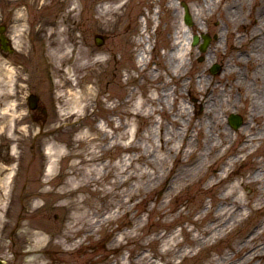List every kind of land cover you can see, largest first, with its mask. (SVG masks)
Here are the masks:
<instances>
[{
	"label": "rangeland",
	"instance_id": "rangeland-1",
	"mask_svg": "<svg viewBox=\"0 0 264 264\" xmlns=\"http://www.w3.org/2000/svg\"><path fill=\"white\" fill-rule=\"evenodd\" d=\"M174 1L0 0V21L3 18L13 23V37L18 41L15 53L6 60L0 59V199H4L3 204L0 202V259L5 264H238L241 255L247 252L255 256L256 264L264 262V226L259 225L264 222V211L244 209L243 214L249 215L247 219L236 221L228 229L221 228V236L209 245L194 247L190 239L197 232L193 231L190 238L180 233L181 227L185 226L187 231L192 227L189 223L192 216L186 214L183 206L194 209L200 197L208 201L212 194L220 196L222 190L199 193L195 182L171 200L162 198L168 170L154 161L163 154L157 148L159 132L166 134L169 146L175 145V136L181 134L171 124L176 107L171 93L176 89L181 90L183 107L191 106L188 109L191 116L196 112V120L201 124L205 119L203 99L209 92L218 96L222 109L227 110L219 118L222 127L227 128V135H231L229 140L235 141V145L247 140L245 135L237 138L236 134L249 122L254 109L250 98L254 97L249 87L248 100L241 101L243 89L236 88L234 82L249 81L251 85L253 63L244 55L250 54L251 42L242 39L232 49L234 38L227 48H211L213 63L221 64L223 71L214 76L209 75L208 64L197 61L195 48L186 51L184 60L172 57L173 66L175 61L184 62L183 70L178 64L167 65L164 55L175 37L177 42H187L182 2L196 15L195 31L202 29L197 26L199 17L210 15L207 12L211 5L213 15L207 17L208 24L217 26L214 33H221L226 18L236 10L246 25L249 12L253 14L259 8V0H255V9L245 0H215L213 5L209 0H176L177 5ZM12 12L19 13L12 18ZM234 19L232 24L228 23V32L237 31L242 37L245 31ZM53 31L58 34L53 36ZM139 38L148 40L143 68L136 62L142 48L137 42ZM53 40L63 41L67 57L56 61L49 58ZM97 61L100 65H93ZM31 92L39 95L47 112L36 124L31 122L26 106V96ZM72 93L88 96L81 116L69 110ZM138 97L149 101L142 114L124 117L122 110L129 112ZM231 113L243 118L238 129L227 123ZM123 117L137 148L125 152L116 144L108 152H99L98 155H104L101 165L109 166L101 168L106 174L94 181L92 175L85 181V187L70 190L71 206L65 204L59 190L70 175L83 177L84 164L79 154L85 148L81 149L79 132L82 128L89 129L91 137H99L102 128L112 131L111 119L120 121ZM157 122L162 123L161 131ZM248 132L253 134V130ZM47 147L61 152L51 158L46 153ZM144 153L154 168L135 161L127 170L134 173L135 179L119 183L123 175L117 173L115 165L125 155L142 160ZM51 162L54 179L46 173ZM173 162L168 160L165 167L170 168ZM75 163L79 165L76 167ZM231 169L232 177L226 185L234 179L248 180L257 169L264 171V143L254 157L234 164ZM141 171L148 178H142ZM4 182L8 185L6 194L2 191ZM258 188L257 184L247 183L238 193L254 200ZM94 189L101 191L94 194L91 192ZM127 193L135 195L124 196ZM165 202L167 208L178 205L183 209L181 215L175 212L163 216ZM39 231L46 234L45 240L32 236ZM174 235L179 244L176 254H183L181 257L168 252ZM224 252L226 256L221 260Z\"/></svg>",
	"mask_w": 264,
	"mask_h": 264
},
{
	"label": "bare ground",
	"instance_id": "bare-ground-1",
	"mask_svg": "<svg viewBox=\"0 0 264 264\" xmlns=\"http://www.w3.org/2000/svg\"><path fill=\"white\" fill-rule=\"evenodd\" d=\"M213 2V0H209ZM251 2V1H250ZM249 2V3H250ZM53 3V2H52ZM176 0L173 2L176 5ZM208 3L209 2H205ZM214 2L212 3V5ZM212 6L208 7L209 11H212ZM19 12H16L15 17ZM238 15L237 10L233 13V16H230V19H234L236 15ZM239 15L237 16L238 19ZM227 24L229 22V16L226 18ZM242 24V23H240ZM185 27V26H184ZM186 34H189V31L186 29ZM53 36L58 34V31L51 32ZM177 34V33H176ZM233 36V34H232ZM178 37H175L173 41V45L169 47V51L164 55L166 59V63L172 64V57H176V59L185 56L186 51L189 49L187 44H182L177 42ZM189 40V39H188ZM138 45H142V48L137 53L136 62L143 66L146 65V53L148 52V40H137ZM53 46L49 52V58L52 61L62 60L66 56V48L64 47L63 41H52ZM180 50V51H179ZM177 51H179L177 53ZM101 62H94L93 65H100ZM183 61H175V66L178 64V68L185 69ZM173 66V67H175ZM233 68H230L232 71ZM170 70V67H169ZM173 74V72H172ZM180 77V76H179ZM1 80H3L1 78ZM180 80V78H178ZM234 84L236 88H242L243 93L240 96L241 101H247V92H249V87L252 85L249 84V81L245 84L242 81H235ZM241 85V86H239ZM187 84H185V87ZM173 96V106L176 104L175 113L171 115L173 123L172 126L176 128L181 134L175 136V145L169 146V139L165 138L166 134H160V144L158 145V151H162L163 154L158 155V157L154 160L156 164L159 162L160 167L163 170H168V173L165 177L164 188L165 195L162 198L171 200L174 196H177L180 191L184 187H189L197 182L196 188L199 193H203L209 189L217 191H221L220 196H216L212 194V196L207 201L204 196L200 197L198 200V205L191 209L186 206L184 210L187 212L188 216H192L189 219V223L192 225L189 231L185 230V226L181 227L180 233L186 234L190 238V234L193 231H196V235L190 239V245L197 246H205L209 245L211 241L218 236H221V228L228 229L230 226L234 225L236 221H244L249 217V215H244L243 210L250 208L251 211H264V174L263 170L257 169L247 178L248 180H236L232 183H229V179L232 177V166L238 163H244L247 158L254 157L257 149L260 148L261 143H264V98L259 97L257 95L253 98H250L252 102H254L253 110L255 112H251L249 114V122L245 128L241 129L239 133L236 134L237 138L239 135H245L247 140H244L242 143L235 145V141L231 138V135H227V128L222 127V121L219 118V114L222 112H226L227 110L222 109L221 99L219 97H213L209 92V95L203 99V116L205 117L203 123L196 120V112H194L193 116H191L188 108L183 107V102H180L181 99V90H173L171 93ZM252 95V93H251ZM72 102L69 110L73 111L74 114L81 116L85 113L87 107L88 96L85 93L71 94ZM132 96V94H131ZM155 99V98H154ZM168 99V98H167ZM217 99H219L217 101ZM126 102L123 101V104ZM149 102L147 99H142L141 97L136 98L134 105L131 104L130 107L132 109L128 112L126 110H122L125 114L124 117L128 115H139L143 112V107L146 106ZM220 103V105H218ZM195 106V105H194ZM115 108V107H114ZM243 108V106H241ZM229 110V109H228ZM233 112V110H232ZM202 116V115H201ZM121 118L120 121L111 119V128L112 131H108L105 128L100 129L101 136L99 137H91L89 135V129L82 128V131L78 134V139L81 141V149L85 148L82 154H79V157L83 159L82 164V173L78 177L69 176L66 184L59 190V194H62L65 198V204L71 206L70 202V190L77 191V189H81L85 184V181L91 179H98V177H103L106 172H102V169L109 168L108 165H101L103 161V154L98 155L99 152L104 151L108 152L109 149L116 144L123 149L135 150L137 145H135L133 141V133L129 130L127 131L125 124L127 121L125 118ZM261 119V120H260ZM260 120V121H258ZM130 121V119H128ZM159 124V122H157ZM162 123L159 124V131H161ZM99 129V125L97 126ZM253 134L250 135L248 131H252ZM111 132V133H110ZM237 138L235 140H237ZM171 139V137H170ZM238 141V140H237ZM254 142V145H250ZM238 143V142H237ZM88 150V153L86 152ZM60 149H54L52 147L46 148V153L54 158L55 155L59 154ZM126 152V151H125ZM145 158L140 159L139 157L135 159V157H127L126 155L121 159L116 165L117 173L123 175V179L119 181V183L125 184L130 178L135 179L134 173L129 174L128 168L130 169L131 164L135 161L144 162L150 168H154L153 162L149 161L145 153L142 154ZM91 158L90 160H88ZM256 160H259V157H255ZM173 159V165L170 168H166L167 161ZM87 161L91 162V165H88ZM130 164V165H129ZM79 163H75L77 167ZM90 167V168H89ZM211 168V172L208 173L207 170ZM156 170V169H155ZM91 172V173H89ZM47 175L54 177V169L52 167V162L47 167L46 171ZM154 173H158L157 170ZM93 175V176H92ZM109 175V171L107 173ZM140 176L142 178H148V175L141 171ZM165 176V175H164ZM97 177V178H96ZM84 178V180L82 179ZM157 179V176H156ZM247 183L257 184L258 188V196L256 199L252 200L247 198L246 196H241L238 193V190ZM86 185V184H85ZM2 191L4 194L7 193L8 185L7 182L2 183ZM205 188V189H204ZM61 191H63L61 193ZM97 191H101L98 189H94L91 191L94 194H97ZM139 196L142 195L140 189H138ZM135 194H125L124 196L132 197ZM4 199H0L1 204H3ZM86 202L85 199L82 202ZM81 203V202H79ZM162 207L165 209V212L162 213L163 216L166 214L168 216L177 212L176 215H181L183 209H180L178 205H174L171 208H167V202L162 204ZM204 210V212L202 211ZM76 216L77 221L79 220ZM264 219V218H262ZM264 221V220H263ZM260 226H264V222L259 224ZM163 234L162 236H164ZM32 236L36 237L38 240H45L46 234L44 232H34ZM175 235L171 238L174 241L168 250V252H173V255L176 257H181L182 255L176 254V248L179 246L178 243L175 242ZM224 256L226 253L224 252L221 260H224ZM228 259H231L228 257ZM215 264H217L215 262Z\"/></svg>",
	"mask_w": 264,
	"mask_h": 264
},
{
	"label": "flooded vegetation",
	"instance_id": "flooded-vegetation-1",
	"mask_svg": "<svg viewBox=\"0 0 264 264\" xmlns=\"http://www.w3.org/2000/svg\"><path fill=\"white\" fill-rule=\"evenodd\" d=\"M256 3H253V7L251 9H255ZM259 5L258 9L252 14L249 12L247 20L252 22L251 32L245 31L240 35L235 36V42L241 43V40L248 39L247 41L252 45L250 50L251 57L249 59L252 60L253 67L251 69L252 72V85H253V94L259 97L264 98V0L261 2H257ZM243 22V19H236L235 23L239 24ZM11 24L9 23H0V26H3V33L2 40L4 41V45L7 48H11L12 44V37L10 34V27ZM194 26V22L192 23V27ZM207 29V28H206ZM0 43V47H1ZM5 54V53H4ZM248 57V56H247ZM46 114V109L41 107L39 103H37V109L33 110L34 119L36 122L40 121L39 117H42ZM240 264H255V260L253 257L249 258L248 261L243 262L244 258H240Z\"/></svg>",
	"mask_w": 264,
	"mask_h": 264
},
{
	"label": "water",
	"instance_id": "water-1",
	"mask_svg": "<svg viewBox=\"0 0 264 264\" xmlns=\"http://www.w3.org/2000/svg\"><path fill=\"white\" fill-rule=\"evenodd\" d=\"M185 21L187 22V15H185ZM202 50H203V48H202ZM230 122L233 125V127L236 128V127H238L240 125L241 120H240L239 117L236 118V117L231 116L230 117ZM0 264H3V263L0 261Z\"/></svg>",
	"mask_w": 264,
	"mask_h": 264
}]
</instances>
